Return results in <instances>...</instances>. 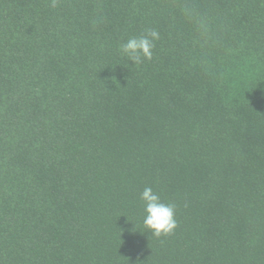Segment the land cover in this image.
<instances>
[{
    "label": "trees",
    "instance_id": "obj_1",
    "mask_svg": "<svg viewBox=\"0 0 264 264\" xmlns=\"http://www.w3.org/2000/svg\"><path fill=\"white\" fill-rule=\"evenodd\" d=\"M52 4L0 0V264H264V0Z\"/></svg>",
    "mask_w": 264,
    "mask_h": 264
},
{
    "label": "clouds",
    "instance_id": "obj_2",
    "mask_svg": "<svg viewBox=\"0 0 264 264\" xmlns=\"http://www.w3.org/2000/svg\"><path fill=\"white\" fill-rule=\"evenodd\" d=\"M55 7V0H53ZM160 39L156 29H147L138 37H131L120 46V51L128 57L132 63H142L143 60H151L155 42ZM139 199L143 202V227L153 236L171 235L178 222L175 218V205L165 203L160 196L153 191L151 186H145Z\"/></svg>",
    "mask_w": 264,
    "mask_h": 264
}]
</instances>
